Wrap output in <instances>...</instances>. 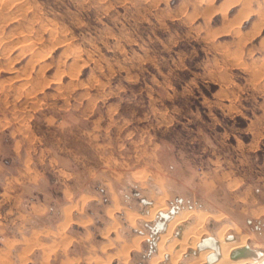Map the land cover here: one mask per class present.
<instances>
[{"label":"rangeland","instance_id":"374dc122","mask_svg":"<svg viewBox=\"0 0 264 264\" xmlns=\"http://www.w3.org/2000/svg\"><path fill=\"white\" fill-rule=\"evenodd\" d=\"M0 112L26 115L44 147L31 264H150L159 218L144 214L160 196V212L210 214L200 241L218 216L264 250V0H0ZM10 217L0 264L16 261Z\"/></svg>","mask_w":264,"mask_h":264},{"label":"crops","instance_id":"0c3cea01","mask_svg":"<svg viewBox=\"0 0 264 264\" xmlns=\"http://www.w3.org/2000/svg\"><path fill=\"white\" fill-rule=\"evenodd\" d=\"M213 1L200 4L197 0V3L203 6L213 3ZM237 23L240 24L241 28L242 21L238 20L233 24L232 28L236 31L240 29L234 27ZM24 116L26 115H18L17 118H14L11 114L0 112V186L2 187L0 190V216H4V218L12 216L10 218L17 227L18 236L6 237L9 243H13L10 250L14 247L17 248L14 264H31L32 258L30 256L36 247L30 244L31 234L33 231L39 230L31 224V219L45 216L50 208L48 201L51 200L50 194L46 192L44 187L46 184L44 185L43 174L37 172L38 168L32 159V155L37 153V149L40 152L44 148L43 146L37 148L35 143H32L35 138H38V142L41 144V137L33 130L30 131L26 128L27 122L21 120ZM37 190L41 192L37 194V199H33V193ZM71 195L70 190H65L62 197L69 201ZM29 197L30 203L26 208L23 201ZM71 205L77 204L63 205L62 221L66 220V207ZM71 211L70 218L72 216L80 218L75 212L76 209L72 208ZM28 227H30L28 229L29 235L21 233L22 228ZM46 227L50 230L52 228L49 223H44L42 229L46 230Z\"/></svg>","mask_w":264,"mask_h":264},{"label":"bare ground","instance_id":"6f19581e","mask_svg":"<svg viewBox=\"0 0 264 264\" xmlns=\"http://www.w3.org/2000/svg\"><path fill=\"white\" fill-rule=\"evenodd\" d=\"M209 1L211 2L212 0H199V3ZM235 27H240V24L237 23ZM156 199L157 201L155 200V202L151 203L146 214H144L149 220L153 219L158 212L165 210L164 198L160 196ZM109 213L111 215L113 210H109ZM125 215L128 221L134 222L136 214L127 211ZM209 216V213L199 209L179 210L174 213L169 220L165 221L163 230L159 232L155 242L158 255L157 257H151L150 264H160L165 254L166 257H169V264H182V256L187 248L192 250L194 255V259H190L191 261H188L189 263L186 262L187 264H264V250L258 247L257 244L250 246L247 241H249L248 239L251 238V235L240 233V226L236 222L233 224L222 223L221 217H215L218 222H221L215 235L208 237L205 242L200 241L202 235L206 232L204 223ZM192 218H194V221L187 225V221ZM175 227L180 229L175 233L177 238L172 237L174 239H170ZM231 229H236L239 233L238 237L233 236L232 239L226 237V233ZM142 238L143 236L136 237L130 248L139 247V242ZM176 246L179 248L175 249ZM128 258L126 253L123 256V262L126 263ZM101 262L102 260H99L97 263Z\"/></svg>","mask_w":264,"mask_h":264},{"label":"water","instance_id":"95a60500","mask_svg":"<svg viewBox=\"0 0 264 264\" xmlns=\"http://www.w3.org/2000/svg\"><path fill=\"white\" fill-rule=\"evenodd\" d=\"M144 202H147L146 200H144ZM177 212V209L175 208H171L169 211L167 212H159L157 215V218H159L157 221H155L154 226L149 227L150 231H151V236L153 238H155V234H157V232H160L161 230H163L164 225H165V221L169 220V218L175 213ZM233 236H228L227 238L232 239ZM208 239V237H205L202 239L203 242H205ZM200 246V244H199Z\"/></svg>","mask_w":264,"mask_h":264},{"label":"flooded vegetation","instance_id":"af4514ba","mask_svg":"<svg viewBox=\"0 0 264 264\" xmlns=\"http://www.w3.org/2000/svg\"><path fill=\"white\" fill-rule=\"evenodd\" d=\"M168 258V257H167Z\"/></svg>","mask_w":264,"mask_h":264}]
</instances>
